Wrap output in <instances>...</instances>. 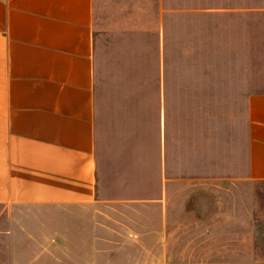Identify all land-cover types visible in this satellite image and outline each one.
Segmentation results:
<instances>
[{"label": "rangeland", "instance_id": "1", "mask_svg": "<svg viewBox=\"0 0 264 264\" xmlns=\"http://www.w3.org/2000/svg\"><path fill=\"white\" fill-rule=\"evenodd\" d=\"M246 14H264V0H93L101 198L77 209L0 206V251L106 252L97 264L264 258V181L253 184L251 221L248 187L240 184L239 196L228 191L230 178L247 172L248 95L264 87L250 57L257 20ZM158 35L160 80L164 56L168 71L164 143L154 90ZM161 189L164 205L153 200Z\"/></svg>", "mask_w": 264, "mask_h": 264}, {"label": "crops", "instance_id": "2", "mask_svg": "<svg viewBox=\"0 0 264 264\" xmlns=\"http://www.w3.org/2000/svg\"><path fill=\"white\" fill-rule=\"evenodd\" d=\"M246 15L257 20L250 57L255 62L256 77L264 84V14ZM92 21L93 0H0V206L8 211L20 205L77 209L101 198L97 179ZM156 44L160 52V35ZM159 59L160 53L161 66ZM162 87L161 79L159 143L165 142L160 128L166 125ZM247 119V172L243 177L230 178L235 186L228 191L239 196L240 184L248 187L251 221L253 184L264 181V87L249 93ZM161 151L165 159V148L160 147V154ZM166 178L173 179L169 175ZM187 189L189 193L192 190ZM162 191L153 200L164 205ZM188 203H184V212ZM238 206L239 199L237 205L232 203L231 225L237 223L234 219L239 217ZM168 207L172 224L171 202ZM185 225L184 220L182 227ZM217 225L213 221L210 227ZM14 226L12 220L8 228ZM171 240L172 237L169 245ZM97 257L108 255L96 250H10L0 251V260H7L0 264H18L19 259H30L27 264H97ZM173 258L162 264H264V258L251 255L200 260L186 259L185 255Z\"/></svg>", "mask_w": 264, "mask_h": 264}, {"label": "trees", "instance_id": "3", "mask_svg": "<svg viewBox=\"0 0 264 264\" xmlns=\"http://www.w3.org/2000/svg\"><path fill=\"white\" fill-rule=\"evenodd\" d=\"M157 52V61L159 58V52L158 49H156ZM166 56H164V67H165V71L163 72V77H162V82H163V87H162V91H163V108H164V117H165V124H167V117H168V109H169V97H168V74H167V67H166ZM158 67L156 69V73L155 75V85H154V90H155V96H156V107H157V111L159 108V104H160V99H159V92H160V66L157 63L156 64Z\"/></svg>", "mask_w": 264, "mask_h": 264}]
</instances>
